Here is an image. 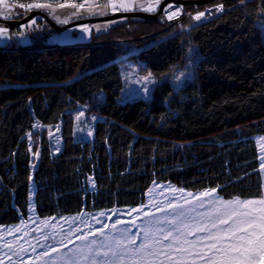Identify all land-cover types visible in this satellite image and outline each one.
I'll list each match as a JSON object with an SVG mask.
<instances>
[{
  "label": "trees",
  "instance_id": "obj_1",
  "mask_svg": "<svg viewBox=\"0 0 264 264\" xmlns=\"http://www.w3.org/2000/svg\"><path fill=\"white\" fill-rule=\"evenodd\" d=\"M211 3L184 7L193 15L212 9L201 25L185 14L168 24L162 13L143 23L148 29L117 27L77 43L58 41L63 33L35 18L41 30H28V42L13 37L0 45V227L28 219L32 193L41 219L139 207L154 181L193 193L219 187L224 199L258 196L264 0ZM220 3L224 10L217 12ZM62 13L56 12L61 19ZM48 17L63 27L74 20L61 24ZM24 28L7 29L11 36ZM122 58L160 81L151 98L121 100ZM189 64L191 78L175 88L170 68L189 71ZM80 110L100 118L92 137L78 132ZM36 125H59L61 150L51 147L47 133L31 146L40 138ZM88 177L95 178V190Z\"/></svg>",
  "mask_w": 264,
  "mask_h": 264
},
{
  "label": "snow or ice",
  "instance_id": "obj_2",
  "mask_svg": "<svg viewBox=\"0 0 264 264\" xmlns=\"http://www.w3.org/2000/svg\"><path fill=\"white\" fill-rule=\"evenodd\" d=\"M162 0H148L147 6L143 0H55V7L53 0H32L27 4L20 3L18 0H0V9L10 10L11 8L24 9L31 11L33 9L46 10L50 15H53L61 24H67L72 18H82L81 13L86 15H106L107 9L111 6L113 12L117 10L131 11L132 5H136L135 10L156 11L155 6H159ZM246 0H238V3H245ZM56 8L72 9L74 11L62 13L63 19L56 14ZM99 8L100 11H96ZM169 9H173L169 12ZM224 10L223 3L216 6V11ZM264 11V10H262ZM207 12V15H206ZM183 13V6H175L172 3L165 5L163 9V16L171 21L178 18ZM191 17L193 21L202 22L203 19H209L213 14L211 8L206 11L197 12L195 15L191 13H183ZM3 15L4 19H10V15ZM19 15H23L20 13ZM115 21H113L114 23ZM36 26V30H41L37 25L36 19H32L26 26L30 31L32 26ZM198 26V25H197ZM264 28V24L261 25ZM97 31L100 26H96ZM80 32L91 35V28L88 25L80 26ZM9 29L0 26V41H8L17 37L27 41V35L21 32H14L11 36L8 34ZM70 37L66 36L65 39ZM193 50L189 49V61H191V54ZM171 79L176 88L191 78L190 64L189 71H184L178 67L170 68ZM140 85L139 91L147 98L153 87L160 83L157 81L153 73L147 72V75L140 76L134 81ZM85 112L80 110L75 115V120L78 124H83ZM93 121L96 119L92 118ZM36 127H40L36 125ZM56 131H59V125H56ZM83 130V129H81ZM55 133L49 130V138L51 139ZM88 136H92V131L87 132ZM29 140L33 133H27ZM264 139V138H262ZM58 143V141H57ZM31 151V146L29 148ZM59 151V148L56 149ZM34 158L39 157V151L33 153ZM260 167L257 169L264 173V155L260 157ZM35 168V164L32 165ZM88 183L92 190H95L96 183L94 177H88ZM264 179V176H262ZM155 183V181H154ZM151 191V190H149ZM173 191L183 192L184 189H173ZM219 187L205 189L199 194L188 193L189 196H195V199L203 201L207 197H213L215 207H212L207 213H200L205 216V220L196 221V216H190L185 212L175 213L171 218H165L164 221H151L148 225H139V231L133 232L132 228H125L117 230L118 224L136 225V220L141 219L137 216L130 221L116 220L113 222V234L104 235L100 241L91 240L83 247L73 249L69 253H65L58 259L62 264H264V183L260 185V191L257 197L250 199H241L239 196H234L232 199H223L219 196ZM176 199H179L178 197ZM192 203V201H188ZM148 205H142L140 208L131 209V212H143L144 216H151L153 213L144 212V208ZM169 208H183L184 205L177 203H170ZM204 207V204H201ZM165 209L161 208L160 211ZM84 215L83 212L78 217H73V220L79 219ZM100 216H105L106 213L101 212ZM51 219H55L52 217ZM67 219V218H65ZM111 219V217H109ZM98 223H103L97 218ZM157 223H167L169 228H155ZM82 229L76 228L72 230L71 234L81 232ZM119 234L116 235V232ZM104 229H98L91 233V235H101ZM140 232L144 233L143 241L137 244ZM156 232H161L163 235L160 238L155 237ZM188 237H196L195 240L188 239ZM80 240H87L88 233L77 237ZM47 239V237H45ZM162 241H169V243L161 245ZM63 247H68L61 241ZM133 246V247H130ZM8 248L12 245L8 244ZM60 251L59 248L49 245V251L41 253L42 256H50L52 252ZM18 255V253H16ZM5 255H8L5 253ZM103 257L104 259H99ZM9 259L12 257L9 256ZM0 264H5L3 257H0ZM49 264H57V260H52Z\"/></svg>",
  "mask_w": 264,
  "mask_h": 264
},
{
  "label": "rangeland",
  "instance_id": "obj_3",
  "mask_svg": "<svg viewBox=\"0 0 264 264\" xmlns=\"http://www.w3.org/2000/svg\"><path fill=\"white\" fill-rule=\"evenodd\" d=\"M77 2H80L77 1ZM145 5L147 6L148 0H143ZM212 0H162L160 5L156 7V11L149 12V11H142V10H135L136 5H132L133 10L131 11H122L117 10L115 12L112 11L111 6L108 7L106 10L108 14L106 15H86L83 12L81 13L82 18H74L72 20V24H68L66 26H59L63 27L64 29L59 31L53 26L56 25L55 23L51 22V20L48 17V13H44L43 11L38 10H31L28 12L23 13V15H19L21 12L18 11V8H11L10 10L6 9H0V12L4 13L5 15H10V19H4L3 15H0V26L3 27H10L13 29L21 28L22 26H26L30 23L32 19L40 18V19H48L49 24L51 28L56 33H63L61 35L55 36L57 37L58 41L65 42V43H74V42H80L85 39H89L91 35H86L82 32H80V26L82 25H88L91 28V34L92 33H101V32H108L110 29L117 30V27H133L135 29V33L137 31H142V29H148L147 26L145 27L143 23L145 22H152L156 21L161 15L160 10L162 8V5H167L169 3H172L175 6H183L188 7L190 5H193L195 7H201L203 6H210ZM186 3V4H184ZM184 4V5H183ZM55 7V6H54ZM194 7V8H195ZM20 10V9H19ZM66 13L74 11L72 9H59L56 8V12ZM96 11H100L99 8L96 9ZM185 11V10H184ZM193 13V12H192ZM119 14H130L131 17H121V18H115ZM140 14L143 15H149L150 17H143ZM196 14V13H195ZM32 15H35L32 17ZM193 15V14H192ZM207 15V12H206ZM185 15H183L181 18H179L177 21H180L184 18ZM213 15H211L212 17ZM164 17V16H163ZM164 19L166 22L174 23L169 20H167L165 17ZM29 20V21H28ZM71 20V19H70ZM205 19L202 18V22H196L193 21V24L201 25L205 21ZM209 20V19H208ZM76 21V22H74ZM113 21H115L113 23ZM204 21V22H203ZM37 22V21H36ZM58 22V21H57ZM21 23L19 27H16L14 25ZM59 23V22H58ZM79 24L76 26H73L71 28L65 29L67 26ZM96 26H100V30L97 31ZM33 27V26H32ZM23 32L27 35L28 39L26 42L30 40V35L28 32V28H24ZM140 29V30H139ZM30 31V30H29ZM76 33L74 36L72 35V32ZM78 32V33H77ZM73 33V34H74ZM10 35V33H8ZM70 37L69 39H65V37ZM125 39V38H124ZM123 39V40H124ZM20 42L25 43L24 40L19 39ZM65 40V41H62ZM121 40V41H123ZM10 41V40H8ZM8 41H0V45L6 44ZM176 67V66H175ZM134 67L130 66V62L126 58L121 59V69H122V78L124 80L125 87L123 89L122 98L121 100L123 102L125 101H132L136 98H142V99H149L151 98L153 94V90L156 86L153 87V90L151 94L145 98L143 93L139 91L140 85L136 84L134 81L136 79H139L140 76H143L139 73L138 70ZM183 68H181L182 70ZM184 71L187 72L186 69ZM147 75V74H146ZM154 76V75H153ZM155 78V76H154ZM173 83V82H172ZM174 84V83H173ZM175 85V84H174ZM183 85V84H182ZM176 88V86H175ZM180 88V87H179ZM178 89V88H177ZM90 107V106H86ZM91 115V119L86 120L84 119L83 124H78V132L82 131H94V126L97 122H99L100 118H96L93 121L94 115L91 114V112L86 113L85 116ZM37 133L39 134V137L36 139L33 137V143L31 146H39L40 142L42 141L41 137L44 136L43 134L47 133L48 139L50 141L51 147L54 149L59 148L61 150L63 145V139L61 134V129L59 127V131H56V128H45L48 130H41V127H36ZM43 129V128H42ZM83 129V130H81ZM49 130H51L52 133H55L52 138H49ZM78 136V135H77ZM90 137V136H87ZM92 137V136H91ZM264 137H258L256 138V145L257 149L259 150L260 157L264 155ZM58 141V143H57ZM56 151V150H55ZM262 176H264V173H262ZM264 183V179H263ZM173 189H178L174 187L171 183L168 182H155L151 185V187L148 189L146 194V202L145 204L148 205V207L144 208V212H151L153 215L151 216H144L143 212L137 213V212H131V215H129V211L131 209L140 208H121V209H114L109 211H103L106 213L105 216H100L99 214L101 212H93V213H84L82 217L79 219L73 220V217H63V218H55V219H41L38 217L35 204H34V193L30 196V207H29V217L27 220L22 221L19 225L11 226V227H0V257H3V260L5 264H49L52 260H57V264H62V261H60L58 258L63 256L65 253H67L64 249V247L61 245V241H63L65 244H70L69 252H71L73 249H77L80 247H83L89 243L91 240H97L100 241L103 239L104 235H111L113 234V222L120 219L125 221H130L135 219L137 216L141 217V219L136 220V225L131 224H118L117 230H123L125 228H132L133 232L139 231L138 226L139 225H148L151 221H164L165 218H171L175 213L178 212H185L188 213L190 216H196V221H193V223L201 220H205L206 217L200 215V213H207L210 211L212 207H215L217 205L213 202V197H207L203 201L195 199V196H189L188 193L193 192H179V191H173ZM151 190V191H149ZM201 193V192H199ZM199 193H193V194H199ZM179 199H176V198ZM224 199V198H223ZM242 199V198H241ZM188 201H192V203H188ZM170 203H177L184 205L183 208H169L168 205ZM204 204V207H201V204ZM144 204V205H145ZM165 209L164 211H160V209ZM111 217V219H109ZM67 218V219H65ZM97 218L102 221L103 223H98ZM155 228H169V225L167 223H157ZM80 228L82 229L81 232H77L74 235L71 234L73 229ZM104 229L103 234L93 236L91 235L92 232L98 230V229ZM85 233H88V239L87 240H80L77 237L84 235ZM119 234V231L116 232V235ZM163 235L161 232H156L155 237L158 239ZM144 233L140 232L139 238L137 239V244L141 243L143 241ZM47 237V239H45ZM188 239L195 240L196 237H188ZM51 240L53 243H51ZM48 243V245H47ZM169 243V241H162L161 245H155L156 247L163 246L165 244ZM11 244L12 247L8 248L7 245ZM49 245H52L53 247L59 248L60 251L58 252H52L50 256H42L41 253H44L46 251H49ZM130 247H133L130 245ZM68 252V253H69ZM7 253L8 255H5ZM18 253V255L16 254ZM11 256L12 258L9 259L8 257ZM99 259H104L103 257H100Z\"/></svg>",
  "mask_w": 264,
  "mask_h": 264
},
{
  "label": "water",
  "instance_id": "obj_4",
  "mask_svg": "<svg viewBox=\"0 0 264 264\" xmlns=\"http://www.w3.org/2000/svg\"><path fill=\"white\" fill-rule=\"evenodd\" d=\"M184 4H186V3H184ZM183 4V5H184ZM166 5V4H165ZM165 5H162V8H161V10H160V15L163 13V9H164V7H165ZM141 16H143V17H150L149 15H143V14H140ZM35 15H32V17H34ZM131 17L132 15H130V14H119V15H117L116 17H114L113 19H117V18H121V17ZM29 21V20H28ZM20 25H22L21 23H18V24H16V25H14V26H16V27H19ZM76 25H79V24H74V25H70V26H67L65 29H67V28H71V27H73V26H76ZM54 28H56L57 30H59V31H61V30H63L64 28L63 27H59L58 25H54L53 26Z\"/></svg>",
  "mask_w": 264,
  "mask_h": 264
},
{
  "label": "built area",
  "instance_id": "obj_5",
  "mask_svg": "<svg viewBox=\"0 0 264 264\" xmlns=\"http://www.w3.org/2000/svg\"><path fill=\"white\" fill-rule=\"evenodd\" d=\"M173 9H169V12H171ZM183 16V13H181L179 16H178V18H176V19H173V20H171V21H175V20H177V19H179V18H181Z\"/></svg>",
  "mask_w": 264,
  "mask_h": 264
},
{
  "label": "clouds",
  "instance_id": "obj_6",
  "mask_svg": "<svg viewBox=\"0 0 264 264\" xmlns=\"http://www.w3.org/2000/svg\"><path fill=\"white\" fill-rule=\"evenodd\" d=\"M183 13H185V12H184V9H183ZM183 15H184V14H183ZM175 21H176V20H175ZM171 22H173V21H171Z\"/></svg>",
  "mask_w": 264,
  "mask_h": 264
}]
</instances>
